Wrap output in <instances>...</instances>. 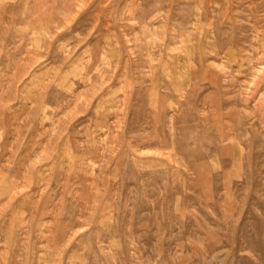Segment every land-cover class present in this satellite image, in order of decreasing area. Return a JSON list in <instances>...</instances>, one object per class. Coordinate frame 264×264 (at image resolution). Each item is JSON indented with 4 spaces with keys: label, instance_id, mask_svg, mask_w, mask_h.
I'll return each mask as SVG.
<instances>
[{
    "label": "rangeland",
    "instance_id": "rangeland-1",
    "mask_svg": "<svg viewBox=\"0 0 264 264\" xmlns=\"http://www.w3.org/2000/svg\"><path fill=\"white\" fill-rule=\"evenodd\" d=\"M0 264H264V0H0Z\"/></svg>",
    "mask_w": 264,
    "mask_h": 264
}]
</instances>
